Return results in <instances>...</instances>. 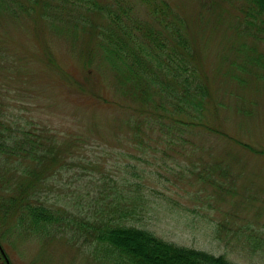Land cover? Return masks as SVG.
I'll return each mask as SVG.
<instances>
[{
    "label": "rangeland",
    "instance_id": "1",
    "mask_svg": "<svg viewBox=\"0 0 264 264\" xmlns=\"http://www.w3.org/2000/svg\"><path fill=\"white\" fill-rule=\"evenodd\" d=\"M170 1L189 22L198 67L219 114L206 122L213 131L201 129L194 142L185 138L168 155L144 154L126 140L119 129L123 101L111 97L108 70L97 56L86 64L88 89L72 81L65 85L47 74L48 58L60 57L81 78L76 63L63 56L68 46L45 30L39 37L27 33L30 21L16 26L0 17V116L15 137L32 130L44 142L55 140L67 163L47 165L33 186L41 203L65 221L33 229L19 211L0 214V244L13 264H118L75 218L117 220L122 209L132 215L126 223L164 241L237 264H264V30L258 38L238 34L247 18L242 0ZM8 28L16 37L10 38ZM45 35L51 46L42 44ZM23 51L25 64L12 56ZM96 94L115 103H103ZM5 157L13 164L1 165ZM19 158L24 156L0 154V193L5 188L15 195L17 180L27 177L17 169ZM226 163L228 171L220 173Z\"/></svg>",
    "mask_w": 264,
    "mask_h": 264
},
{
    "label": "trees",
    "instance_id": "2",
    "mask_svg": "<svg viewBox=\"0 0 264 264\" xmlns=\"http://www.w3.org/2000/svg\"><path fill=\"white\" fill-rule=\"evenodd\" d=\"M242 1L247 18L239 23L238 34L258 38L264 30V0ZM0 17L16 26L30 21V26H25L27 33L39 37L45 30L68 46L70 53L63 56L76 63L81 78L69 72L60 57L53 58V62L48 58L51 72L47 74L55 73L65 85L72 81L78 89H88L84 86L90 74L86 64L97 56V63L108 70L111 97L118 96L123 101H117L118 108L125 112L119 129L125 132L133 149L168 155L167 149L173 144L185 138L192 140L201 129L213 131L206 122L212 114L213 117L219 114L217 105L211 102V91L198 67L199 53L188 33L189 22L170 0H0ZM7 30L10 38L16 37ZM42 44L51 46L46 35ZM18 53H12L16 61L28 62L24 51ZM96 95L103 103H115ZM10 130L0 116V154L14 152L16 156H24L18 159L20 167L15 168L27 177L17 180L15 195H8L3 188L0 214L6 216L19 211L22 218L34 223L33 229L60 224L64 217L43 205L39 191L33 186L46 174L47 165H67L64 149L55 140L46 138L44 142L36 131L23 130L18 138ZM1 160L3 166L13 164L8 157ZM220 167L223 168L220 173L227 172L229 165ZM210 170L216 171L212 166ZM127 213L122 209L117 220L110 217L90 221L77 217L75 221L83 228L92 229L98 246L118 264H237L222 254L164 241L147 229L126 223L132 216Z\"/></svg>",
    "mask_w": 264,
    "mask_h": 264
},
{
    "label": "flooded vegetation",
    "instance_id": "3",
    "mask_svg": "<svg viewBox=\"0 0 264 264\" xmlns=\"http://www.w3.org/2000/svg\"><path fill=\"white\" fill-rule=\"evenodd\" d=\"M13 264V262L10 261L7 253L5 252L3 246L0 244V264Z\"/></svg>",
    "mask_w": 264,
    "mask_h": 264
}]
</instances>
